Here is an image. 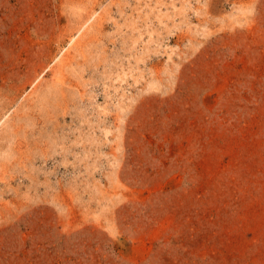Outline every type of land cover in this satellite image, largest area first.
Instances as JSON below:
<instances>
[{"label": "rangeland", "instance_id": "rangeland-1", "mask_svg": "<svg viewBox=\"0 0 264 264\" xmlns=\"http://www.w3.org/2000/svg\"><path fill=\"white\" fill-rule=\"evenodd\" d=\"M0 264H264V0H0Z\"/></svg>", "mask_w": 264, "mask_h": 264}]
</instances>
